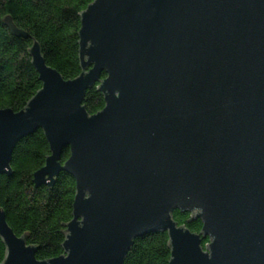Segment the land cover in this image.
<instances>
[{"label":"water","instance_id":"95a60500","mask_svg":"<svg viewBox=\"0 0 264 264\" xmlns=\"http://www.w3.org/2000/svg\"><path fill=\"white\" fill-rule=\"evenodd\" d=\"M79 14L82 72L70 79L2 17L33 38L43 84L24 109L0 108V175L41 128L51 153L35 187L66 172L76 194L57 257L38 259L0 207V264H124L135 239L160 232L168 264H264V0H94ZM96 85L105 106L91 114Z\"/></svg>","mask_w":264,"mask_h":264},{"label":"trees","instance_id":"16d2710c","mask_svg":"<svg viewBox=\"0 0 264 264\" xmlns=\"http://www.w3.org/2000/svg\"><path fill=\"white\" fill-rule=\"evenodd\" d=\"M93 1L0 0V108L24 109L43 84L28 51L33 38L14 35L2 17L11 15L20 28L40 43L47 63L70 79L82 72L79 12ZM84 105L91 114L104 108V94L97 85L87 90ZM50 153L49 142L40 128L17 143L12 158V175H0V207L17 235L30 231L28 244L40 245L36 252L38 259L64 253L62 242L66 234L56 230L66 229L62 222L72 219L76 194V181L66 172L60 173L52 189L47 184L35 187L33 173L45 165ZM69 155L67 148L62 155L63 161ZM191 216L189 212L174 211V218L180 225L200 232L202 220H188ZM169 239L167 232L135 239L124 264H168L171 257ZM209 242L207 238L203 246ZM6 250L0 237V263Z\"/></svg>","mask_w":264,"mask_h":264}]
</instances>
